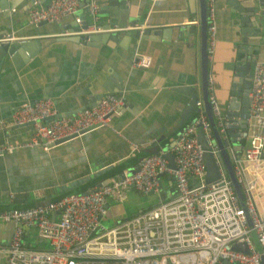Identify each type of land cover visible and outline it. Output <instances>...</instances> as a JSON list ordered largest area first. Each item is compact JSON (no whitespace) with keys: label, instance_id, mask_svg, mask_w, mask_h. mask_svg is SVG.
<instances>
[{"label":"crops","instance_id":"1","mask_svg":"<svg viewBox=\"0 0 264 264\" xmlns=\"http://www.w3.org/2000/svg\"><path fill=\"white\" fill-rule=\"evenodd\" d=\"M94 1L98 23L122 28L91 33L89 40L63 33L76 28L71 15L29 23L26 11L31 0H0V35L11 32L10 41H33L30 52L6 50L1 59L0 144L30 137L31 124H7L12 109L27 100L49 97L59 114L72 115L106 83L128 103L111 117L113 129L94 127L47 149L32 145L0 154V208L51 200L119 174L148 152L151 141L156 140L158 148L169 145L181 126L203 112L199 0ZM214 5L216 38L211 56L206 54L207 95L214 93L221 110L229 114L231 87L238 90V103L254 60H264V14L259 0H214ZM80 9L85 13L84 6ZM136 30L139 34L134 36ZM109 31L131 35L112 39ZM137 55L147 56L148 65H134ZM192 93L197 104H188ZM236 130L230 126L227 136L220 138L230 144ZM132 145L137 149L131 150ZM161 179L162 187L170 191L169 176L162 174ZM140 194L130 189L124 200L137 205L136 210L149 206L141 203ZM109 200L102 216L105 224L122 216ZM12 226V221H0V245L8 242ZM23 239L26 245H47L31 229L25 230ZM3 257L0 253V261Z\"/></svg>","mask_w":264,"mask_h":264},{"label":"built area","instance_id":"2","mask_svg":"<svg viewBox=\"0 0 264 264\" xmlns=\"http://www.w3.org/2000/svg\"><path fill=\"white\" fill-rule=\"evenodd\" d=\"M79 1L31 0L27 20L39 23L71 15L76 28L63 33L80 37L122 28L98 23L94 0L83 2L85 13ZM260 9L264 14V1ZM205 20V48L207 56H211L216 38L214 0H205ZM12 38L11 32H5L0 35V42ZM148 63L145 55H137L133 60L136 66ZM247 96L245 111L229 115L221 110L214 93L207 95L219 136L226 137L228 127H237L235 139L241 153L237 154L228 143L226 146L242 204L215 154L217 147L211 142L207 116L198 111L168 145L173 168L167 166L164 150L157 148L107 181L99 180L82 191L66 192L27 206L0 208V221L13 222L8 242L0 245L4 255L0 264H221L224 259L228 263L263 264L260 256L264 255V60L256 59L252 64ZM127 108L124 97L113 91L104 92L93 104L72 115L59 114L49 97L24 101L12 109L7 124L29 123L31 135L20 141L5 139L0 144V154L32 145L47 149L94 127L113 129L111 117ZM241 121L243 125L239 126ZM199 130L219 168V175L210 180L204 179ZM134 149L137 145L131 146ZM162 174L169 176L172 186L166 199H158L110 224L103 223L108 199L121 202L130 189L158 192L162 188ZM26 229L35 231L47 245H26ZM251 229L260 250L255 248ZM234 242H240L246 250L233 248Z\"/></svg>","mask_w":264,"mask_h":264},{"label":"water","instance_id":"3","mask_svg":"<svg viewBox=\"0 0 264 264\" xmlns=\"http://www.w3.org/2000/svg\"><path fill=\"white\" fill-rule=\"evenodd\" d=\"M261 2H263L264 0H259ZM84 0H80L79 1V5L82 6L83 5ZM83 7V6H82ZM64 17V16H63ZM62 17V18H63ZM132 22H134L132 20ZM106 26H108V24H103ZM205 26H206V20H205V0H199V60H200V88H201V101H202V108H203V112H205L207 119L209 121V125L211 128V135L213 136L212 141L213 143L216 144L215 148L217 147V149L215 150V154L219 156L221 162H222V169L223 172H225L228 176V178L230 179V182L239 198V201L241 202V204L243 203V198H242V194H241V190L240 187L238 185V182L236 181V178L233 175L232 172V166H231V162H230V157L227 154V143L228 140L226 139H221L216 127L214 125V121L211 115V111H210V105L208 103L207 100V58H206V48H205V37H206V31H205ZM107 32V31H105ZM143 33H145V30L143 31ZM121 34H130L131 33H127L126 31H124V33H119V31H109L108 32V36H110L112 39H119V37L121 36ZM134 36H137L139 34L138 30H136L134 33H132ZM143 35V34H141ZM88 37V36H87ZM89 40L93 38L92 35H90ZM32 40H25V39H20V40H12L9 42H0V63H1V59L4 56L5 51L7 50L8 52H12L13 50H18V51H22V48L26 49L27 52L31 51V47L29 45L33 44ZM243 46V44H240L239 47ZM245 86H243L242 89V97L239 100V102L237 103L235 100V94L238 92L237 88L231 87V98L229 99V103L227 105L228 108V113L229 114H241L243 111H245V108L247 106V102H248V96H247V91H248V85H249V80L248 78L245 79L244 81ZM115 84L116 87H119L115 82L113 83ZM104 90L107 91H112V86L107 85L106 83H104V88L102 90V92ZM102 92L93 94V96H89L87 98L84 99V105L88 106L93 104L101 95ZM117 93V92H116ZM118 94V93H117ZM196 100V95L195 93H192L190 100H188V104L193 105L194 101ZM238 107L240 108V111L238 112L236 109H238ZM198 110V108H197ZM74 114V113H73ZM243 122L241 121V123L239 124V126H242ZM237 130L235 131L234 135H236ZM233 135V136H234ZM231 137V141L229 142L230 145L235 149L236 153L239 154V144L236 142V140H234V137ZM59 140H56L55 142H57ZM198 141L200 142L202 148H203V152H202V159L203 162L205 164V174H204V179L205 180H210L213 179L214 177H217L219 175V168H218V164L215 160V158L213 157V154L210 152L209 150V145L206 144V142L204 141L202 132L199 130L198 131ZM158 148V144L157 141H151V148L148 149L147 151L151 152V151H155ZM160 148H162L164 150V156L167 158V166L170 168L174 167V162L172 159V154L167 150L168 148V144H165L163 146H161ZM141 157V156H140ZM139 157V158H140ZM137 166L134 167V169H136ZM107 181L104 180V182ZM170 189H172V186H170ZM47 201V200H44ZM53 214L50 215V218H53ZM247 220H248V226H250V222H249V218L247 216ZM251 238L253 243L255 244V247L257 250H260V244L257 242L256 236L254 234V232L251 229ZM232 247L233 248H238L241 249L243 248V250H246V248L241 247L240 242H234L232 243ZM262 263L264 264V255L261 254L260 256ZM221 264H236V263H228L225 259L222 260Z\"/></svg>","mask_w":264,"mask_h":264},{"label":"rangeland","instance_id":"4","mask_svg":"<svg viewBox=\"0 0 264 264\" xmlns=\"http://www.w3.org/2000/svg\"><path fill=\"white\" fill-rule=\"evenodd\" d=\"M168 196H169V191L167 190V187L164 185L160 190H158V192L141 193L139 195V198L141 200V203L150 205V203L156 202L158 199L164 200ZM109 202H111V206L113 208H117V207L119 208L118 212H120V214L122 215L121 217H127L138 210V209L136 210L137 205H134L133 202H127L125 200L122 202L109 200Z\"/></svg>","mask_w":264,"mask_h":264},{"label":"trees","instance_id":"5","mask_svg":"<svg viewBox=\"0 0 264 264\" xmlns=\"http://www.w3.org/2000/svg\"><path fill=\"white\" fill-rule=\"evenodd\" d=\"M138 158H135V162H137Z\"/></svg>","mask_w":264,"mask_h":264}]
</instances>
